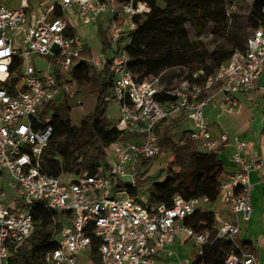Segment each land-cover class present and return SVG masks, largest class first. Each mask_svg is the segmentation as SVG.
Masks as SVG:
<instances>
[{"label":"built area","instance_id":"obj_1","mask_svg":"<svg viewBox=\"0 0 264 264\" xmlns=\"http://www.w3.org/2000/svg\"><path fill=\"white\" fill-rule=\"evenodd\" d=\"M149 11L147 2L136 0H0V264L13 263L11 246L17 243L27 247L25 255L32 253L38 203L64 212L56 246L44 252V264H78L81 255L94 264H156L164 256L175 264H194L192 253L203 254L217 239L234 245L224 264H260L239 236L241 221L247 222L253 211L249 173L264 167V159L247 160L241 153L249 145L246 140L226 130L215 132L206 108L221 104L232 111L238 106L237 93L257 88L264 75V26L250 33L245 50H235L204 82L194 79L198 73L182 74L174 83L163 80L164 73L140 79L126 45L135 17ZM73 19L95 24L102 38L118 44L114 54L83 56L85 40ZM42 57L46 60L40 63ZM81 60L99 70L110 64L107 101L116 103V125L128 137L106 148L107 163L95 174L55 176L42 170V154L54 133V106L80 96L63 74L70 75ZM181 117L202 149L233 147L230 158L236 169L224 175L217 200L233 218L219 219L214 237L186 222L195 212L209 210L207 197L185 200L176 195L170 205L147 200L145 205L131 193L138 186L142 159L161 153L159 123L174 125ZM120 183L128 187H118ZM179 235L193 240L191 253L172 247Z\"/></svg>","mask_w":264,"mask_h":264},{"label":"trees","instance_id":"obj_2","mask_svg":"<svg viewBox=\"0 0 264 264\" xmlns=\"http://www.w3.org/2000/svg\"><path fill=\"white\" fill-rule=\"evenodd\" d=\"M147 2L150 11L135 17L136 27L129 33L126 50L131 59V68L140 79L149 75L163 74V80L176 73L185 74L204 82L220 65L229 61L235 50H245L247 38L255 29L264 26V0H136ZM235 5V8L232 6ZM241 9L248 10L244 19ZM187 25L200 38L205 33L225 38L226 45H215L209 49L200 39L192 40ZM108 41L104 38V45ZM90 57L88 45L82 52ZM210 58V63L206 60ZM180 71H177V70ZM69 81L76 82L82 98L61 99L54 106V133L48 147L42 154V170L51 175L71 173L76 176L95 174L106 165V148L128 134L113 125L107 118V97L111 94L112 72L106 63L99 70L92 62L79 61L70 73ZM81 96V93H80ZM91 103L90 112L80 124L74 122V105ZM165 127V126H164ZM160 135V149L170 156L157 174L148 171L158 162V156L142 159L138 184L148 181L147 202L172 204L176 195L185 200L207 197L211 204L217 202L226 170V160L221 152H209L189 136L183 129L177 139L168 128H157ZM128 187L125 183L118 187ZM170 191L169 195L166 192ZM131 193L139 196L138 189ZM166 195V196H164ZM34 248L30 255L12 245V264H44L43 255L47 249L56 246V237L62 227L58 212L38 203L33 210ZM197 232L209 231L214 237L218 220L214 210H199L186 219ZM93 256L97 261L99 239H94ZM245 246V244H243ZM234 248L231 241L217 239L204 248L203 254L192 253L194 264H224L226 254Z\"/></svg>","mask_w":264,"mask_h":264},{"label":"rangeland","instance_id":"obj_3","mask_svg":"<svg viewBox=\"0 0 264 264\" xmlns=\"http://www.w3.org/2000/svg\"><path fill=\"white\" fill-rule=\"evenodd\" d=\"M240 14L242 16V19H244L245 15L248 13V10L241 9ZM73 24V23H72ZM99 24V23H98ZM95 24H88V25H80L79 29L80 31L85 34L86 41L88 46L90 47L92 53L95 56H101V54H106L107 56H111L114 54V51L118 48V44L114 42H108L107 45H104V38L100 36V32L98 30L94 29ZM126 27V26H124ZM189 29V34L191 36L192 40L200 39L204 43L206 47L209 49H212L215 45H226V47L230 48L229 44L226 42L225 38L211 35L210 33H205L200 38H197V34L194 31V29L187 25ZM40 63L42 61L44 62L46 58L42 57L40 59ZM208 63H210V58L206 60ZM63 77L70 78V75L63 74ZM178 77L176 73H174L169 79H171V83H174L173 81L175 78ZM170 81V80H169ZM78 84L76 82H73V88H78ZM78 91L81 93V96H77L74 101L79 100V98H82L83 92L78 89ZM240 102L241 106L238 111H223L222 116H218V113L221 111L219 108H213L212 106H208L206 108V118L209 123H213V125L220 124L224 126V128L227 129V125L230 126V130L233 133H238L242 131L244 128H250L252 131L256 129V126L258 124H261V117L263 115V100L262 98H254L253 100H249L246 95H240ZM108 108L106 112V116L108 120L113 124L118 123L119 119V110L114 102H107ZM91 103L89 101H86L84 104L74 105L73 108V117L74 122L76 124H80L83 118L87 116V114L90 112ZM242 120V121H241ZM212 125V126H213ZM166 126L163 122L159 123V127L165 128ZM173 126L171 130H174L173 136L177 139L179 135V131H177L176 125ZM229 130V131H230ZM169 151L162 150L161 153L158 155V162L157 164L148 171L149 175H155L159 171L160 168L164 167L167 163V159L169 157ZM4 173L7 174L6 169H4ZM5 189H8V186L6 184L4 185ZM149 186V182L142 181L138 184L137 189L139 191L140 199L142 202L146 205L147 200V187ZM170 191L166 192V195H169ZM164 195V196H166ZM218 201L215 202L213 206V210L218 207ZM229 210V209H228ZM13 211L18 212V210L13 209ZM229 212H231L229 210ZM219 214H221V211H219ZM219 223V222H218ZM69 226H72L73 224L71 222L67 223ZM193 240H190V242L187 245L181 246L179 249L181 252H191L193 251ZM15 246H19L21 249H23L22 253H25L28 251L27 247L24 244L17 243ZM92 261L94 262L95 259L93 258ZM78 264H90L89 260L85 257V255L79 256V263ZM163 264H175V261L173 259L169 261H164Z\"/></svg>","mask_w":264,"mask_h":264},{"label":"crops","instance_id":"obj_4","mask_svg":"<svg viewBox=\"0 0 264 264\" xmlns=\"http://www.w3.org/2000/svg\"><path fill=\"white\" fill-rule=\"evenodd\" d=\"M72 23L77 26V29L79 32L83 35L85 44H87L86 36L83 34L79 26V24L76 19L72 20ZM96 29L97 26H94ZM97 30V29H96ZM261 86H264V75L261 76L258 86L255 90L251 92H240L236 94V99L238 101V106L232 110L238 111L241 106L240 102V95H246L249 100H253L254 98H262L263 104H264V95L263 90ZM213 108H219L221 111L218 113V116H222L223 111H226L221 104L218 105H211ZM229 111V112H232ZM242 121V120H241ZM209 123V122H208ZM186 121L184 117L179 118L174 125L177 127V131L181 132L183 129H187L185 127ZM209 125L213 128L215 132H220L222 130L228 131L232 135H238L240 138L246 140L249 145L247 148L242 150V155L249 161H260L261 159H264V106H263V115L261 117V124H258L256 126V129L252 131L250 128H244L242 131L238 133L231 132L230 126L227 125V129L224 128V126L220 125L219 123L216 125H213V123H209ZM213 125V126H212ZM170 130V132H174V130H171L173 126H165ZM230 130V131H229ZM233 150V147H226L222 150L221 154L226 160V170L225 174H228L236 169V165L232 162L230 158V154ZM170 155V153H169ZM250 181L253 184V188L251 191V204L253 207V211L251 214L250 219L245 222L241 221L242 231L239 236V241L242 244H245L246 247L251 248L254 250L257 254V257L259 259L260 264H264V167L260 169H254L251 170L249 173ZM6 182L3 181V185H5ZM218 207L214 209L216 213L217 220L219 219H232L233 214L229 212V208L227 205L218 202ZM213 204H210L208 207L209 209L213 210ZM219 211H221V214H219ZM190 242V240L185 239L183 235H179L177 241L172 245L175 249H180L181 246L187 245ZM183 255H187L191 252H181ZM172 258H168L166 256L159 257L157 259L156 264H163L164 261H169ZM94 264V263H90ZM97 264V263H95Z\"/></svg>","mask_w":264,"mask_h":264}]
</instances>
